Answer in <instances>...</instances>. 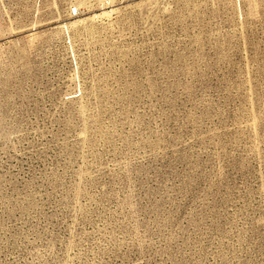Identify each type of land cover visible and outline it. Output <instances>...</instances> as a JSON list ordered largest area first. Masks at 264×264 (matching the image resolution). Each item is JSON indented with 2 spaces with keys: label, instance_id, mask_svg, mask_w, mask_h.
Masks as SVG:
<instances>
[{
  "label": "rangeland",
  "instance_id": "rangeland-1",
  "mask_svg": "<svg viewBox=\"0 0 264 264\" xmlns=\"http://www.w3.org/2000/svg\"><path fill=\"white\" fill-rule=\"evenodd\" d=\"M0 264H264V0H0Z\"/></svg>",
  "mask_w": 264,
  "mask_h": 264
}]
</instances>
